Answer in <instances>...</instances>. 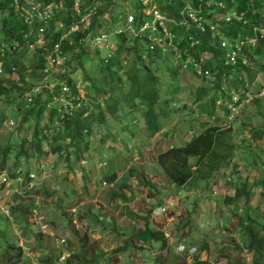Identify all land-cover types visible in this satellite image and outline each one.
<instances>
[{"label": "trees", "instance_id": "obj_1", "mask_svg": "<svg viewBox=\"0 0 264 264\" xmlns=\"http://www.w3.org/2000/svg\"><path fill=\"white\" fill-rule=\"evenodd\" d=\"M8 1L0 0L1 10L8 9ZM23 1L20 0V3L22 4ZM33 1L44 6L52 5L54 2L62 3L63 9L49 23L43 36L45 44L42 46L36 44L38 40L37 28H27L17 19L11 9L9 14L0 21V46H4V52H0V64L3 67V73L0 74V98L7 102V109L0 112V127L6 119L8 109L14 108L20 113V120H18L15 130L20 133L24 127L31 131V137L25 136L19 142H10L8 139L7 144L1 148L0 173L8 170L7 162L10 157H13L14 163L7 172L8 176L10 174L11 177H14L18 169L21 171V167L25 163L29 164L31 157L45 158L56 155L58 159L55 166L64 163L70 170L66 177L65 190L77 196V190L72 188L74 185L72 180L77 172L81 175L82 189L87 195L93 185L91 174L84 166L88 165L92 170L94 168L88 155L90 149L92 152H97L93 153L97 154L96 162L100 158L99 163L102 166H108L114 163V156L117 154L124 153L126 156V153L132 150L136 151L135 145L137 148H145L148 144L154 146L159 144L161 139H165V142L160 146V152L155 159L151 158V161L162 169L163 179L167 178L168 180L166 185L180 189L193 184L194 188L199 186L204 191L214 184L222 183L221 186L227 190L223 203L233 211L232 217L229 218L230 221L234 220L231 223L230 231H240L239 237L241 241L243 240L241 245L252 255V264H264V205L260 200L256 206L251 204L252 200L256 198L252 189H264V178L250 183L246 178L241 181V174L237 172L239 162H242L241 156L238 154L240 153L238 151L242 149L240 142L249 145V149L244 150L243 154H246V162L249 163L245 166L257 169L260 165L259 155L255 147L252 148L250 145L253 142H256L257 145L264 144V128H253L244 125V123L241 124L238 115L228 119L233 112L224 104L226 100L230 101L231 93L238 97L244 93L254 97L248 105H257V99H261L259 94L264 86L259 79L256 81V76L259 72L264 74V33L259 32L264 28L262 10L264 0H172L168 5L164 4L163 0H154L162 13L174 18H178V13L186 2H192V5L196 7V16L200 18L203 26V30H201L198 22H196V27L193 24L180 26L170 22L166 23L168 30L176 36L173 44L184 59L190 56H196L197 59L201 54L205 59L201 65L202 73L195 75L192 72L201 84L193 90L196 93L197 106L190 109L185 103L175 106V102H178L176 93L173 91L171 93L170 85L168 86L169 90L163 92L159 77L154 74L157 69V67L153 68L154 64L159 61L167 62V60L171 61L172 66L167 69L170 70L169 74L173 75L174 79L182 71L170 48L162 53L158 48L159 44H152L148 35L133 36L123 32L115 36V48L107 56L101 57L96 47H88L84 42L79 41L80 37L90 33L97 34L98 30L105 32L106 26L113 22L114 16L100 19L104 13L102 6H107L117 12L120 9L118 4L129 2L131 12L136 17L135 26L140 24L146 16L141 11L143 7L139 0H117L114 3L111 0H81L79 4L80 16L92 8H94V13L85 23V29L76 33L75 41H71V43L69 37H64V35L71 27L72 22L80 17L76 16L75 0ZM96 3H99V6H96ZM120 12L121 10L115 14L116 22H120L123 16ZM58 21L62 22L63 28L54 31L55 23ZM189 36L196 39L195 48H190ZM253 36H256L257 39L255 44L244 45L241 49L242 53L237 56L235 62L226 65V48L221 47V42L226 40L236 43L246 41ZM56 43L59 44L62 56L65 58L64 65L66 67L70 65L71 59H76L77 63L83 66L80 63L81 59L87 56L100 61V65L96 68L98 75L95 74L90 78L87 73L84 74V80L88 85L84 97L78 92L77 81L70 77V72H67V69L64 71L63 66L57 68L60 69L57 77H48V82L44 81L46 77L44 74L45 57L52 52ZM29 51L33 52L32 58L24 61L23 56ZM123 54L125 61L129 63L128 68L122 64ZM205 70L209 71L210 79L205 78ZM14 76H16V80H14ZM34 79L39 85L32 81ZM60 82H64L69 89V92L64 95V99L70 105L64 106L58 102L62 97L59 89ZM206 82H208V86H206ZM50 83L53 84L52 87H49ZM37 86L40 87V90L34 92ZM12 92H18L17 96H11ZM26 93L31 94V101L27 103V98H25L27 106L21 108L20 101L17 100L18 97L23 98ZM168 94L170 96L166 97ZM204 96V104H200V100ZM218 100H220L218 107L221 110V115L216 113ZM241 101L243 100L240 99L238 104ZM248 105L244 104L243 107ZM187 109L192 114L205 112L211 117L214 116L216 123L214 125L201 121L199 123V118L196 117L197 125L196 123L192 124L190 129L193 132L190 137L182 144L176 145L175 139L171 135L168 137L174 130L171 121ZM221 116L227 118H224L228 122L227 125L218 124V119ZM236 127H242L248 139L243 138L240 142H236L235 138L238 134H233ZM95 136L98 137L97 146H93L96 142ZM106 140H110L112 145L106 146ZM43 145H46V150H43ZM130 147L132 150H129ZM105 152L112 156L109 160L106 158ZM137 152L138 156L143 159L144 152ZM233 157L237 162L231 163ZM127 166L129 177L136 179L137 187L140 190L138 193L131 192V195L136 196L133 199H138L144 194H147L149 198L152 197L156 184L152 183L151 179L140 171L142 168L139 165L131 163ZM73 168L76 169L75 172H73ZM230 170L232 171L231 175H237V177L228 179L227 171ZM115 179V174H106L99 180L98 185L101 186L103 182L111 183ZM156 181L162 182L161 178ZM37 189L41 195L43 192H47L45 185L31 188L27 194L32 196L33 201H22L11 208L14 216L22 222L26 233H29L27 228L35 224L29 225L28 215H32L33 211L44 209L49 204L46 202L43 204L41 201L36 202ZM230 190H233L231 195L229 194ZM50 194L49 192L48 195ZM15 197L17 198V196ZM112 201H119L115 209L121 211L120 203L125 205L129 201V197L109 194L107 202L103 205H110ZM79 204L80 202L75 203L66 209H71ZM129 204H133V202H129ZM38 205L41 206L38 207ZM86 206L88 203L82 201L83 214L86 211L91 213L92 209L86 208ZM119 206L120 208H118ZM253 207L256 210L254 213L252 212ZM151 211L146 212L144 215L146 217L140 216L144 223L142 230L132 234H118V246L114 249V253L130 251V261L134 263V261L142 260L145 245L149 247L152 243H156L160 245L159 252H163L165 249L167 252L164 258H156L153 264H175L180 256L172 253L168 239L164 237L162 231L150 226ZM102 215L105 219L100 222V226L106 231L114 230L116 223L112 219L108 220L109 212L103 211ZM165 218L166 216L156 218V221L160 224ZM129 219L130 221L139 220L132 216H129ZM93 222H98V219L94 217ZM185 227L186 225L182 223L181 228H183L184 236L180 231L173 232L176 243L185 239ZM70 229L78 238L74 226H71ZM83 231L78 238L81 242L80 246L67 248L66 252L69 256L64 264L109 263L110 259H102L103 252H99L97 255H87L88 235L85 227H83ZM46 238L48 236L44 235L42 231H38L35 234V245L30 246V250L34 249L33 251H35L39 248L41 264H52L57 253L48 252L49 249L41 243V240ZM184 243L187 244L186 241ZM4 247L0 252L3 256L0 264H26V260H28V264L30 263L29 259L24 257L22 248L14 242L7 241ZM233 247L234 252L240 255L243 250L240 244H235ZM196 248L203 255L198 252L195 256L186 255L183 259L190 264H211L208 260L209 246L203 243L197 245ZM223 258L226 260V264H247L241 257H235V260H231L229 256H223ZM104 260L106 262H103Z\"/></svg>", "mask_w": 264, "mask_h": 264}, {"label": "rangeland", "instance_id": "obj_2", "mask_svg": "<svg viewBox=\"0 0 264 264\" xmlns=\"http://www.w3.org/2000/svg\"><path fill=\"white\" fill-rule=\"evenodd\" d=\"M118 6L120 7V9L117 12L115 10H112L111 8H108L107 6H102L101 8H103L104 13L101 15L100 19H104L105 17L111 18V16H114L113 22L111 23L115 25V27H117V24L119 22H116L117 16L115 14H118L120 10V13L124 15H134L131 13L129 2H121V4H118ZM262 10L264 13V8ZM263 33L264 28L261 34ZM72 41H75V35L73 36ZM159 48L161 49L162 46L159 45ZM96 49L101 57H104L105 55L107 56L110 53L108 51V48H106L107 50H105L103 44L98 45ZM32 55L33 52L29 51L23 56V60L26 61L32 58ZM124 58L125 56L123 54L122 64L125 65V68H128L129 63L125 61ZM80 63L83 66H80L77 63L76 59H71L70 65L66 67L63 64V67L64 71L65 69H67L66 71L70 72V77L77 81V85L79 86L77 88L78 92L81 96L84 97V94H86L87 92L86 88H88V85L84 80V74L87 73L90 78L94 77L95 74L98 75V73H96V68L100 65V61L97 59H92L91 56H87L86 58L81 59ZM171 66L172 64L170 60H167V62L159 61L153 66V68L157 67L154 74L159 77V80L162 84V91L166 92L167 90H169L168 86L170 85L171 93H176L175 96L178 101L175 102V106H180L182 105V103H185L188 109L196 107V93L193 92V90L195 89V87H199L201 82H199L198 79L195 78L190 71H181L179 72V75L174 79L173 75L169 74L170 70L167 69L168 67L171 68ZM59 70L60 69L53 70L49 78L53 76L57 77L59 74ZM256 77V81H258L259 79L264 86V74L259 72ZM13 78L14 80L17 79L16 76H14ZM32 81L37 83L36 79ZM37 85H39V83H37ZM208 85V82H206V86ZM39 90L40 87L37 86L35 92ZM17 94L18 92H12L10 95L17 96ZM169 96V94L166 95V97ZM210 96H212V93H210ZM25 97H27V94H25L23 98L18 97L17 101H20L21 108L27 106V104L25 103ZM206 97L208 98V96ZM259 97H261V99H257V105L251 104L243 109H241L240 106L235 107L233 111L234 113L240 112L238 116H240L241 124L244 123V125H248L253 128H264V87ZM203 100H205V96L201 98L200 104H204ZM216 107H218V105ZM5 109H7V102L4 99L0 98V112L5 111ZM188 109L184 112H181L179 116L174 117V119L171 121V125L174 126V130L168 135V137L171 135L175 139L176 145L182 144L190 137L191 133L193 132V130H191L190 128L192 124L197 122H195L196 117L199 118V123L205 122L206 124L209 123L210 125H214L216 123V118L214 116L211 117L205 112H202L200 114H192L191 112H188ZM205 109L206 106L204 107V110ZM8 110L9 112L8 114H6V119L3 121L0 127V150L7 144L8 139L10 140V142H19V140H22L25 136L29 135L31 137V131L26 130V128L24 127L20 133L15 130L17 128L18 120H20V113H18V111H15L14 108H10ZM216 113L221 115V110L219 107L216 110ZM224 118L226 117L221 116L218 119L219 125L225 126L228 124V122ZM228 119H230V117H228ZM233 134H238V136L235 138L236 142H240L243 138L248 139L242 127H236ZM240 135L241 137H239ZM121 137L122 135L120 136V138ZM94 139L96 140V142L93 146H97L98 137L95 136ZM159 142V144H156L154 146H152V144H148V146H146L145 148H137L135 145L134 149L136 151H133L130 147L129 150L132 151L126 153V156H124V153H119L114 156L115 164L112 163L108 165L109 167L102 166V164L100 166L99 162L101 159L99 158V160L96 162L97 154H93L97 152H92L90 149L88 155L91 158V162L94 164V168L92 170L88 165L84 166L87 172L91 174L93 185L90 191L87 192V195H85L84 190L82 189L83 182L81 180V175L77 172L72 180L74 184L72 185V188H75L77 190V196H74L67 192V190H65L66 177L69 174L70 170L65 166L64 163H60V165L55 166L58 156H47L45 158L40 156H33L30 158L29 164L24 162L25 165L21 167L23 170L22 172L30 168L31 171H35L36 175L40 177L39 178L37 176L39 178L38 182L44 180L43 184H45V186L47 187V192L45 194L47 199L39 193V189H37L36 191V194H38V196L35 198L37 200H41L43 197V200H48L47 202L52 203L51 206L46 205V207L42 211L45 218L44 235H48V238H46L45 240H41V243L49 249L48 252H52L53 254L54 252L57 253L54 259H57V257H59L61 253L60 247H57L59 241V238L57 237H64L67 239L68 247H66L65 250L70 247L77 248L81 244L78 239L79 235L84 232L83 227L87 222L90 223V225L87 226L89 230L86 231L88 235V239L86 241V243L88 244L86 248L87 255H97L99 254V252H103L104 257L102 259H110L109 263L104 260L103 262H106L104 264H153L156 258H164V255L167 252V249H165L163 252H159V244L156 243H152L149 247L148 245H145L146 248H144L145 250L142 252V260H138L136 262L134 261V263L130 261V251H123L117 254L114 253V249L116 248V246H118V234H132L142 230L144 227V223L143 221H141L140 216H144L147 211L152 210V222L150 223V226L155 229H158L156 227L158 226L166 234H168L167 238H169V244L172 253L180 254V258L176 260L175 264H190L183 259L185 257L183 253L177 252L178 249L176 248V242L173 234V232L176 231H180L182 234V223L186 225V227L184 228V232H186L184 241H186L188 246L195 248L193 254L189 256H195V254L200 252L199 250H196V246L205 243L209 246L208 260L211 264H226V260L223 258V256H229L231 260H235V257H241L247 264H252V255L245 250L244 246L241 245L243 240H240V231H230L232 226L231 223H233L234 220L232 219V221H230L229 218L232 217L233 211L223 203L224 198L227 195V190L221 186L222 183L216 185L214 184L204 191H202L199 186L194 188L193 184H190L189 186L186 185L185 187H181L180 189H177L173 186L168 187V185H166L168 180L167 178L166 180L163 179L164 176L162 174V169L157 164H154L153 161H151V158L155 159L156 155L160 152V146L165 142V139H161V141ZM105 144L106 146H111L112 142L110 140H106ZM240 146L242 149L238 151L240 152L238 154L239 156H241L240 160H242V162H239L240 165L237 167V172L241 174V181H244V179L246 178L250 183H253L259 178H264V144L261 143L257 145L256 142H253L250 145L252 148L255 147V150L259 155V160L261 163L260 165H258L257 169H254L251 166H248V168L245 166L249 163L246 162V154H243L244 150L249 149V145L247 143L240 142ZM42 147L43 150L47 149L46 145H43ZM99 150H101V148H99ZM137 151L141 153L144 152L143 159L138 156ZM104 154L108 160L112 157L108 154V152H105ZM235 162H237V160H235V157H233L231 163ZM13 163L14 159L13 157H10L7 162L8 170L11 169ZM131 163L139 165L142 168L140 169V171L147 178H150L152 183L156 184V189H154L153 194L151 195L152 197L149 198L147 194H144L138 197V199H133L136 196L131 195V192L134 191L135 193H138L140 192V190L139 187H137L138 182L136 181V179L133 177H129L127 164L130 165ZM46 167H49V171H47ZM75 171L76 169L73 168V172ZM42 172L46 174V177H44L43 179L41 178ZM231 172V170L227 171L228 179L237 177V175H231ZM106 174H115L116 179L111 183L99 186V180L104 178ZM160 178L162 182L156 181ZM21 180H23L22 175ZM5 188L6 189L4 192L0 190V202L9 201L10 203H13L12 205H15L26 200H28L29 202L33 201V199H31L32 196L29 194H25L24 191L21 193L22 196L20 197V199L14 198L13 196L14 194H16L18 188L15 189V183L13 182H11L10 184L7 183ZM8 189L12 191H9ZM49 192L51 194L53 192V196H55L54 200L51 199V194L48 195ZM252 192H254L256 198L252 200L253 203L251 204L256 206L257 202L260 200L264 205V189L253 188ZM262 193L263 196H261ZM109 194L125 195L126 197H129V201L125 205L121 202L120 204L122 206V209L121 211H117L115 209V206L119 201H112L110 205L107 206L103 205L107 202ZM229 194H233V190H230ZM82 201H86L88 203V206H86V208L92 209L90 210L91 213H87L86 211L85 214H83L84 211L81 210ZM79 202L80 204L76 205V208L73 209L75 210V218L71 220L69 215L71 214L72 210L64 209ZM129 202H133V204L128 205ZM2 206H4V204H1L0 207V252L5 248L4 245L7 241L14 242L18 246L22 245L25 247V249H23V252L26 256H30V258H28L29 260L33 259L34 264H41L42 259H40L39 256V248L35 251H33V249V254H31L32 251H30L26 247H30L32 246V244H35L34 238L35 234L38 233V227L35 226L33 229H31V232H29V234H26L24 231H22L23 227L21 222H19V219L14 217V221H12L11 223V220L8 221L5 219V217H3V214L6 215V209ZM168 206L169 209L167 210L166 218L161 221L160 224H158L155 218L159 215L160 208H166ZM118 208H120V206ZM103 211H108L110 214L109 219H112L116 223L114 230L106 231L103 227L99 228L98 222H93L94 217L97 218L96 214L102 213ZM254 211H256L255 207L252 208L253 213ZM78 213L80 214L79 218L82 217L81 219L77 218ZM32 215L33 217L30 219V221L33 220L39 223L40 221L37 219V215ZM129 216H132L134 219L139 218V220L130 221ZM30 221L28 220L29 225L32 224ZM72 224L76 229V232L78 233V238L69 228L72 226ZM17 225H20V228H18ZM187 232L189 233L187 234ZM82 237L84 238V236ZM235 244H240L243 249L240 255H237L236 252H234L233 246ZM2 260L3 256L0 253V263L2 262ZM26 263H28V260H26ZM30 264L32 263L30 262Z\"/></svg>", "mask_w": 264, "mask_h": 264}, {"label": "built area", "instance_id": "obj_3", "mask_svg": "<svg viewBox=\"0 0 264 264\" xmlns=\"http://www.w3.org/2000/svg\"><path fill=\"white\" fill-rule=\"evenodd\" d=\"M81 0H75V12L76 16H80L81 12L79 11V4ZM113 3L117 0H111ZM172 0H163L164 4L168 5ZM8 9L1 10L0 9V21L5 18L10 9L14 12L17 19L25 25L27 28H37L38 40L36 44L42 46L45 44V40L43 39L44 34L46 33L49 23L55 17V15L63 9L62 3L54 2L52 5L44 6L33 0H24L23 3H20V0H9L8 1ZM142 5V13L146 16L145 19H142L141 23L135 26V15H124L120 19L121 21L117 24V27L112 23L107 25L105 28V32L97 31V34H87L83 37L79 38L80 42H84L87 46L95 48L100 44H103L105 50L108 48L109 52L115 48V36L121 34L123 32L128 33L133 36H138L140 34L148 35V39L152 44H159L162 46L160 49L162 53H165L168 48H170L174 52V58L178 61L180 68L182 71H190L196 75L201 74V65L205 62L203 54L196 59V56H190L187 58H183L182 54L177 50V47L173 44L175 41V34L171 33L166 27V23H174L175 25L180 26H189L191 24L195 25L198 22V26H200L201 30H203L202 23L200 22V18L196 16V7L192 5V2H186L184 7L179 11L178 18L168 17L166 14L162 13L154 0H139ZM96 6H99V3H96ZM94 8L90 9L87 13L81 15L78 20L72 22L71 27L66 31L64 37H69L70 43L72 41L73 36L81 30L85 29V23L88 18L93 15ZM132 13V12H131ZM133 14V13H132ZM73 18V17H72ZM63 28V24L61 21L55 23V30H59ZM213 29V28H212ZM260 33L263 32V29L259 30ZM71 35V36H68ZM63 37V38H64ZM190 48L196 47V39L192 36L188 37ZM256 36L247 39L246 41L240 42H230L223 40L221 42V47L226 48V58L225 64L228 65L230 62L234 63L237 56L242 53L241 49L244 45L251 44L254 45L256 42ZM0 52H4V46H0ZM2 54V53H1ZM46 67L44 69V74L46 75L44 81L48 82V76L52 73L53 70L60 68L63 66L65 62V58L62 56L60 51L59 44L56 43L53 47L52 52H50L46 57ZM193 72V73H192ZM1 73V67H0ZM204 76L206 79H210V74L208 70L204 71ZM53 84L50 83L49 87H52ZM60 89V97L59 101L61 105H70L64 99V95L69 92L68 87L64 82L59 83ZM35 92V89H34ZM28 100L31 101V94H27ZM239 100L237 95L231 96V102L235 103ZM220 103V100L217 101ZM228 106V109L234 110L231 104L227 102L224 103ZM30 178L34 177L32 174L29 175ZM11 179H9L8 174L2 173L0 174V190H5L6 184H10ZM13 181L21 182V178L18 175ZM31 186V184H30ZM9 190V189H8ZM36 214V211H33ZM64 256L60 258V261L64 260Z\"/></svg>", "mask_w": 264, "mask_h": 264}, {"label": "clouds", "instance_id": "obj_4", "mask_svg": "<svg viewBox=\"0 0 264 264\" xmlns=\"http://www.w3.org/2000/svg\"><path fill=\"white\" fill-rule=\"evenodd\" d=\"M0 67H1V73L0 74H2L3 73V67L1 66V64H0ZM51 74V73H50ZM50 76V75H49ZM48 76V77H49ZM26 94H29V93H26ZM232 94L233 93H231V96H232ZM260 95V94H259ZM25 96V95H24ZM257 96H255V98H256ZM25 98H27V103H29L30 101L28 100V97H25ZM254 97H252L251 95H248L247 96V93H244L243 95H241L240 97H239V100L240 99H242L243 101H241L239 104H238V101L237 102H235V103H232L231 102V98H230V101H228V100H226L225 102H227L228 104H231L232 105V108L233 109H235V107L236 106H240V108L241 109H243L244 107H243V105L244 104H246V105H248L249 104V102L253 99ZM258 98V97H257ZM217 105L219 104L218 102L216 103ZM234 104H237V105H234ZM228 108V107H227ZM232 112H233V114L232 115H230L229 117L230 118H232V117H234V116H237L240 112H236V113H234V111L233 110H231ZM100 166H101V164H100ZM47 168V171H49V167H46ZM43 169V168H42ZM23 170H22V168H21V171H20V169H18L17 171H16V175L14 176V177H11L10 176V174H9V179H11V181H10V183L11 182H13V183H15V189H17V192H16V194H14V198H16L15 196H17V199H20V197L22 196V192L24 191L25 192V194H27V192L31 189V188H36V187H41V186H44L45 184H43V182H44V180L42 181H39L38 182V180H39V176L38 175H36V172L35 171H31V169L29 168V169H27V170H25L24 172H22ZM6 172V171H5ZM5 172H3V173H5ZM0 174H2V173H0ZM6 174H8V172H6ZM30 174H32L34 177L32 178H30ZM18 175L20 176V178H21V175L23 176V180L21 181V182H18V181H13V179H15L16 177H18ZM46 174H44V172H42V175H41V178L43 179L44 177H46L45 176ZM39 178H38V177ZM30 184H31V186H30ZM103 184H106L105 182H103L102 183V185ZM101 185V186H102ZM54 190H55V188H54ZM1 191H5V190H1ZM9 191H12V190H9ZM43 192V191H42ZM46 193H44L43 192V197H45L46 199H47V197H46V195H45ZM30 195V194H29ZM43 197H42V199L41 200H37L36 199V202L37 201H41V202H43V204H45L44 202H46V203H49V202H47L48 200H43ZM54 198H55V196H53V195H51V199L52 200H54ZM1 204H4V206H2V207H4L5 209H6V215H4L3 214V217H5V219L6 220H8V221H10L11 223H12V221H14V214L12 213V211H11V208L12 207H14V206H16V204L15 205H12L13 203H10L9 201H3V202H0V207H1ZM18 204V203H17ZM47 205H51V203H49V204H47ZM159 205H161V204H159ZM41 205H38V207H40ZM76 208V206L75 207H73V208H71V209H64V210H72L71 211V214L69 215V217H70V219L71 220H73L74 218H75V216H74V214H75V210H73V209H75ZM34 209H36V208H34ZM169 209V206L168 207H166V208H163V207H161L160 208V213H159V215L156 217V218H162V217H164V216H166L167 215V210ZM43 209H40V211H36L37 213H36V215H37V219L40 221L39 223H37L36 221H33V220H31L30 221V219L33 217V215H31V214H29L28 215V220L33 224V223H35L34 225H32L30 228H27V230L29 231V232H31V229H33L35 226H37L38 227V231H42L43 233H45V218H44V214H43ZM42 213V214H41ZM151 213H152V211H151ZM32 214H34L33 212H32ZM146 215V214H145ZM78 216H79V213H78ZM96 216H97V219H98V223H99V228H101V223L100 222H102V221H104V219H105V217L102 215V213H97L96 214ZM68 217V216H67ZM144 217H146V216H144ZM78 218V217H77ZM155 218V219H156ZM108 220H110L109 219V216H108ZM107 220V221H108ZM19 222H21V221H19ZM152 222V219H150V221H149V224ZM71 223H72V221H71ZM21 224H22V222H21ZM88 225H90V223H85L84 224V227H85V230L87 231V230H89L88 228H87V226ZM72 226H73V224H72ZM17 227L18 228H20V225H17ZM22 227H23V224H22ZM69 228H71V227H69ZM159 230H161L162 231V233H163V235H164V237L166 238V239H168V243H169V238H167L168 237V234H166L161 228H159V227H157ZM22 231H24L25 233H26V231L24 230V228H22ZM26 234H29V233H26ZM46 236H48V235H46ZM34 238V237H33ZM57 238H59V241H58V248L60 247V249H61V253H60V255H59V257H57V259H55L54 260V262L52 263V264H64L65 263V260H66V258L69 256V254L66 252V250H65V245H67V239L66 238H64V237H57ZM34 241H35V238H34ZM33 245H35V244H32V246ZM26 246V245H25ZM160 246V245H159ZM19 247H21L22 248V251H23V249H25V247L24 246H22V245H20ZM29 250L31 249L30 247H28V246H26ZM169 247H170V244H169ZM159 248V247H158ZM176 248L178 249V251L177 252H180V253H183V255H191V254H193V251L195 250V248L194 247H190V246H188L187 244H185L184 243V239L183 240H181L179 243H176ZM179 249H182V250H179ZM171 250V249H170ZM196 250H198L197 248H196ZM30 251H32V250H30ZM158 251H160V250H158ZM172 251V250H171ZM23 254H24V252H23ZM31 254H33V251L31 252ZM174 255H179L180 256V254H174ZM200 255H203L201 252H200ZM62 256H64L65 258H64V260L63 261H59V259L62 257ZM24 257H27V258H30V256H26L25 254H24ZM202 258H204V256H202ZM32 264H34L33 262H34V260L32 259V260H29ZM26 264H28V263H26ZM30 264V263H29Z\"/></svg>", "mask_w": 264, "mask_h": 264}]
</instances>
